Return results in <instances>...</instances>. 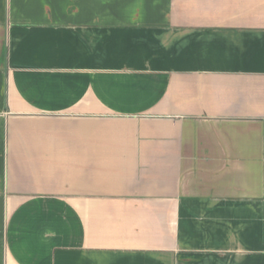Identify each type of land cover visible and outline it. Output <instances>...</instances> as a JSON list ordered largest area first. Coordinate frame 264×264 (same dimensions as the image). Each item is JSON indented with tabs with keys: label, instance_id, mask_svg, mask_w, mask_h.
<instances>
[{
	"label": "crops",
	"instance_id": "0c3cea01",
	"mask_svg": "<svg viewBox=\"0 0 264 264\" xmlns=\"http://www.w3.org/2000/svg\"><path fill=\"white\" fill-rule=\"evenodd\" d=\"M0 264H264V0H0Z\"/></svg>",
	"mask_w": 264,
	"mask_h": 264
}]
</instances>
